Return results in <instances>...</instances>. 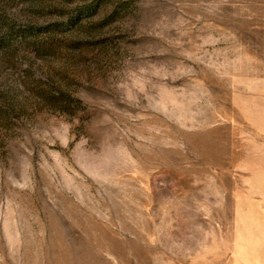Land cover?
<instances>
[{"label": "rangeland", "instance_id": "rangeland-1", "mask_svg": "<svg viewBox=\"0 0 264 264\" xmlns=\"http://www.w3.org/2000/svg\"><path fill=\"white\" fill-rule=\"evenodd\" d=\"M0 264H264V0H0Z\"/></svg>", "mask_w": 264, "mask_h": 264}]
</instances>
